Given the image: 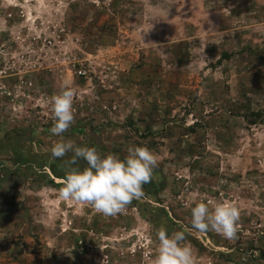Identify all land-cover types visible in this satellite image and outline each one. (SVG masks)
Returning a JSON list of instances; mask_svg holds the SVG:
<instances>
[{"label": "rangeland", "instance_id": "rangeland-1", "mask_svg": "<svg viewBox=\"0 0 264 264\" xmlns=\"http://www.w3.org/2000/svg\"><path fill=\"white\" fill-rule=\"evenodd\" d=\"M61 138L151 149L145 196L115 217L62 199ZM197 202L237 205V238L191 229ZM161 227L195 264H264V0H0V264H153Z\"/></svg>", "mask_w": 264, "mask_h": 264}, {"label": "clouds", "instance_id": "clouds-1", "mask_svg": "<svg viewBox=\"0 0 264 264\" xmlns=\"http://www.w3.org/2000/svg\"><path fill=\"white\" fill-rule=\"evenodd\" d=\"M75 90L67 83L51 97L53 126L50 133L63 137L75 122ZM50 158L64 161L66 177L59 195L92 206L106 217L123 214L134 201L145 196L144 185L153 179L158 167L157 155L146 146L130 147L121 157L116 153L102 155L95 147L77 145L71 139H59L51 146ZM79 161L86 166L81 168ZM190 227L200 233L214 232L232 241L237 238L240 208L230 202H197L190 208ZM186 233H168L166 228L155 232L157 250L153 264H195L192 249L184 243Z\"/></svg>", "mask_w": 264, "mask_h": 264}]
</instances>
